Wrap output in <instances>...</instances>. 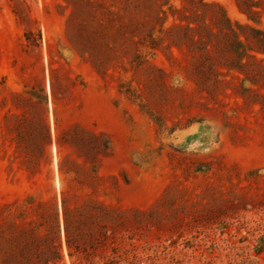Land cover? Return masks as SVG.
Returning <instances> with one entry per match:
<instances>
[{"label": "rangeland", "instance_id": "1", "mask_svg": "<svg viewBox=\"0 0 264 264\" xmlns=\"http://www.w3.org/2000/svg\"><path fill=\"white\" fill-rule=\"evenodd\" d=\"M157 3L0 0V264H264V69Z\"/></svg>", "mask_w": 264, "mask_h": 264}, {"label": "trees", "instance_id": "2", "mask_svg": "<svg viewBox=\"0 0 264 264\" xmlns=\"http://www.w3.org/2000/svg\"><path fill=\"white\" fill-rule=\"evenodd\" d=\"M115 1V0H113ZM238 8L240 11L247 16L248 20H253V17H257L260 15L261 12L259 10L262 8V5H260L259 1L256 0H235ZM161 2V4L159 3ZM187 2V3H186ZM184 3H186L191 9H189L187 6H184L183 9L188 11H191V16L187 17L183 15V18L179 19V17H175L176 14L182 13L177 7L172 5V0H165L164 3H162V0H158L157 6L159 9V17L157 18V21H161V31H159L158 36H156V29L152 27L147 35V38L149 39L148 42L151 43V45H154V47H151V50H155V47L158 45H161L164 41L163 37L170 38L172 43L178 45L179 43H182L187 41L189 44L194 45H201L205 46L208 44V42H212L213 39L216 41H222L226 40L227 43H232V47H235L237 51H234L235 54H237V60L232 61L230 65H227V68L229 70L236 69L240 72H244L248 67L249 64L245 62V59H255L258 63L260 69H264V33H262L260 30L254 28L253 26L246 24V25H238L234 26L230 20L227 18L224 10L222 7H220L217 4H207L204 3L203 0H199V3L196 2V0H186ZM167 7H169V11L172 14L171 17L166 12ZM201 7L204 10L208 11L210 9L216 8L217 14L220 15V17L216 16L214 19V25L217 28V31H214L209 26H206L205 21H202L203 14L199 15L198 8ZM111 15H115V13H111ZM119 15V13H118ZM162 15V17H161ZM195 18L196 20L201 19L202 25H197V21H192L191 18ZM170 18L173 21V25H171L168 28H165L167 26V23L169 22ZM179 21L180 23H177ZM178 32H176V31ZM168 34H170L168 36ZM240 34H244L245 41H242L240 39ZM204 36V37H202ZM197 37L200 39L198 40ZM204 38L206 41H204ZM247 42H250L253 46L249 50L244 49V45L247 44ZM205 52L207 55H209L207 48H205ZM239 47V49H238ZM234 49V48H233ZM234 49V50H236ZM241 49V50H240ZM229 50V48H225L223 51H221V54L225 55L226 52ZM230 52V51H228ZM210 56V55H209ZM258 56H262V58H257ZM227 60V59H226ZM228 62V61H226ZM226 66V65H225ZM207 71L212 72L214 71V65L210 66ZM114 263V262H113Z\"/></svg>", "mask_w": 264, "mask_h": 264}]
</instances>
